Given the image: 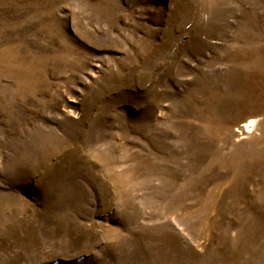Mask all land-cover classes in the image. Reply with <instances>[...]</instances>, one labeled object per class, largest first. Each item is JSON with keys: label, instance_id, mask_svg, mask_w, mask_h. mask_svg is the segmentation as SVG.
<instances>
[{"label": "rangeland", "instance_id": "1", "mask_svg": "<svg viewBox=\"0 0 264 264\" xmlns=\"http://www.w3.org/2000/svg\"><path fill=\"white\" fill-rule=\"evenodd\" d=\"M0 264H264V0H0Z\"/></svg>", "mask_w": 264, "mask_h": 264}, {"label": "bare ground", "instance_id": "2", "mask_svg": "<svg viewBox=\"0 0 264 264\" xmlns=\"http://www.w3.org/2000/svg\"><path fill=\"white\" fill-rule=\"evenodd\" d=\"M255 121H250V122H248V123H246L245 125H244V127L247 129V130H249L250 128H253L254 126H255Z\"/></svg>", "mask_w": 264, "mask_h": 264}]
</instances>
